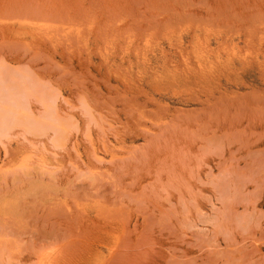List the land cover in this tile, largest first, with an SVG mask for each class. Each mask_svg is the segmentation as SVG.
<instances>
[{
    "label": "rangeland",
    "instance_id": "1",
    "mask_svg": "<svg viewBox=\"0 0 264 264\" xmlns=\"http://www.w3.org/2000/svg\"><path fill=\"white\" fill-rule=\"evenodd\" d=\"M10 85L0 264H264V0H0Z\"/></svg>",
    "mask_w": 264,
    "mask_h": 264
},
{
    "label": "bare ground",
    "instance_id": "2",
    "mask_svg": "<svg viewBox=\"0 0 264 264\" xmlns=\"http://www.w3.org/2000/svg\"><path fill=\"white\" fill-rule=\"evenodd\" d=\"M2 78V77H1ZM9 87H11V85L9 86ZM15 87L13 86V89H14ZM19 88V89H18ZM18 88L16 87L14 90H17L18 89V91L20 90V87L18 86ZM5 89H7L8 90V92H9V94L10 95H12V97L14 96V94L15 93H13V91H11V89H12V87L11 88H8V87H6ZM2 88H0V131H3V130H5V129H7L9 126H10V128L9 129H11V127L13 126V122H17V121H22V118L21 119H19V118H17V117H20V116H18V114H17V112L19 111V108H21V106L23 105L22 103H24V102H19V100L17 99V97H16V95L18 94V93H16V95L12 98V100H11V102H10V105L9 106H4V102L2 103V100H4V98L2 97V96H4V93L2 92ZM21 91V90H20ZM20 93V92H19ZM10 95H7L8 96V101H9V96ZM20 95V94H19ZM18 96V95H17ZM16 97V98H15ZM10 98V99H11ZM6 104H8V102L6 103ZM25 105H26V103H25ZM22 107H25L26 108V106H22ZM23 109V108H22ZM24 110V109H23ZM26 110V109H25ZM22 111V110H21ZM17 114V115H16ZM29 118V117H28ZM24 119V118H23ZM26 119L27 118H25L24 120V124L23 123H21V124H23V125H27L25 122H27L26 121ZM32 120H33V118H32ZM38 120H33V121H28V123L29 124H32V125H35V126H37V125H40V128H42L41 127V122H37ZM41 123V124H40ZM12 126H11V125ZM29 124L27 125V126H29ZM26 126V127H27ZM43 126V125H42ZM45 126V125H44ZM30 127V126H29ZM45 128V127H44ZM8 129V130H9ZM33 129V128H32ZM31 129V130H32ZM35 130V129H34ZM47 161V160H46ZM46 161H44L43 160V162L45 163ZM47 163V162H46ZM45 163V164H46ZM47 165V164H46Z\"/></svg>",
    "mask_w": 264,
    "mask_h": 264
}]
</instances>
